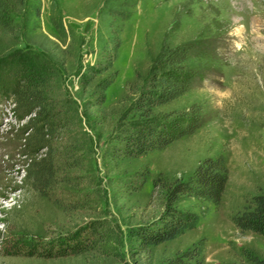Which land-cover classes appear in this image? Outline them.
Segmentation results:
<instances>
[{
    "label": "rangeland",
    "instance_id": "obj_1",
    "mask_svg": "<svg viewBox=\"0 0 264 264\" xmlns=\"http://www.w3.org/2000/svg\"><path fill=\"white\" fill-rule=\"evenodd\" d=\"M0 13V57L23 53L44 68L56 122L35 154L50 155L54 179L37 190L24 181L28 117L0 97V264H165L201 238L202 264H248L243 250L264 260V236L231 220L264 193V0H0ZM114 31L112 66L94 75L113 55ZM185 42L202 77L160 109L196 103L201 125L125 157L129 103L162 49ZM103 79L112 82L101 100ZM218 154L228 167L219 204L195 228L141 250L132 229L160 215L166 186Z\"/></svg>",
    "mask_w": 264,
    "mask_h": 264
},
{
    "label": "trees",
    "instance_id": "obj_2",
    "mask_svg": "<svg viewBox=\"0 0 264 264\" xmlns=\"http://www.w3.org/2000/svg\"><path fill=\"white\" fill-rule=\"evenodd\" d=\"M7 20L0 13V27L6 26ZM113 41V55L104 61V66L93 67L94 75L112 66L111 62L120 46V36L115 35V31ZM193 48L191 42L164 47L149 68L128 106V112L134 119L129 123L128 134L124 138L122 153L125 157H137L163 149L180 137L193 133L201 125V106L196 103L182 110L160 109L188 92L202 77L199 70L187 64ZM45 76L44 68L26 54L13 53L0 57V97L10 101L17 119L28 117L26 128L29 133L24 138L23 147L29 162L24 181L37 190L48 187L54 179L50 155L44 152L40 157L35 156L56 128ZM111 82L112 79H103L97 83L101 100L105 99L104 91ZM227 180L225 158L218 154L200 161L185 179L169 183L164 189V207L160 215L132 229L141 250L195 228L200 216L210 206L219 204ZM188 198L202 200L200 213L178 206ZM231 220L241 232L252 231L264 236V193L247 197L246 205L233 214ZM205 247L206 239L201 238L165 264H202L201 255ZM241 256L248 264H264L263 259L247 250H243Z\"/></svg>",
    "mask_w": 264,
    "mask_h": 264
}]
</instances>
